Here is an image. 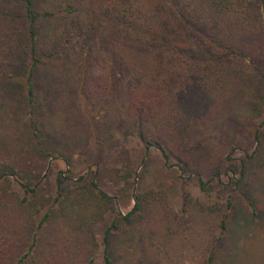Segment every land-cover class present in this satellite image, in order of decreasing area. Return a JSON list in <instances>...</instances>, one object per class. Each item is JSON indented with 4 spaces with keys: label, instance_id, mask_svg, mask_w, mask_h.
<instances>
[{
    "label": "trees",
    "instance_id": "16d2710c",
    "mask_svg": "<svg viewBox=\"0 0 264 264\" xmlns=\"http://www.w3.org/2000/svg\"><path fill=\"white\" fill-rule=\"evenodd\" d=\"M196 47L203 53L194 55ZM66 81L74 98L93 106L96 130L82 132L86 143L98 151L118 146L117 132L135 137L159 150L165 165L180 163V178L195 174L213 201L186 199L178 216L160 193L135 191L128 163L76 177L75 135L62 144L63 133L35 115ZM229 87L264 91V0H0V121L22 106L25 135L20 150L5 139V155L0 134V264H96L100 248L102 264H244L247 235L264 222L262 129L239 168L227 156L225 173L216 169L210 182L185 152L195 115ZM48 160L66 166L49 190ZM103 171L132 187L126 214L101 188ZM109 213L99 241L95 227ZM257 254L251 264H264Z\"/></svg>",
    "mask_w": 264,
    "mask_h": 264
},
{
    "label": "rangeland",
    "instance_id": "374dc122",
    "mask_svg": "<svg viewBox=\"0 0 264 264\" xmlns=\"http://www.w3.org/2000/svg\"><path fill=\"white\" fill-rule=\"evenodd\" d=\"M192 50L194 55L203 53L201 47ZM63 80L68 79L64 78ZM67 82L62 84L64 89H57V92L47 95L48 98H46L44 106L37 108L35 115L38 116V122H42V117L39 118V116H44L48 128L50 127L53 132L63 133V136L57 135L58 141L62 144L64 135L66 140L70 134L75 135L73 138L75 146L72 150L76 177L85 173L88 167L90 170H100L102 167L111 169L128 163L137 172L138 178L134 179L135 185H132L135 187V191L154 190L160 193L168 209L178 216L183 214L184 200L186 199L192 200V203L198 201L201 204H210L213 201L212 198L200 193L196 186L195 174L190 177L185 174L184 179L180 178L177 168V164L181 165L180 163L172 159L165 165L159 150L151 147L147 151L143 143L135 137L124 138L121 132H117L119 145H104L98 151L97 148L94 149L92 143H86L85 133L82 132L86 130L87 134H90L91 131L96 130L95 126L90 127V123L93 125L95 115L93 106L84 99L74 98L73 96L76 97V95H73L72 91L66 88L71 89ZM238 97H240V101ZM209 98L210 101L203 104L202 113L195 115L192 128L186 135L185 152L193 158V171L199 174L204 181L210 182L216 169L225 173L227 168L225 158L227 156L233 159L236 168H239V160L245 154L250 155L254 150V131L262 129L264 133V91L261 94H250L247 91L245 94L243 89L236 90L234 88L231 90L229 87L227 91ZM7 112V116L1 117L4 122L0 121V134L3 139L1 149L5 155L10 154V152L6 153L9 148L4 143L5 139L8 140L13 137L17 146L15 150H20L22 143L17 141L21 140L22 133L23 140L25 137L22 131L24 129L23 107L21 106V110L17 107H11ZM64 116H66L65 119ZM8 122H14L17 130L15 136H12ZM10 147L13 148L12 145ZM257 162L259 161L257 160ZM39 166L43 170V165L40 164ZM45 166L42 183H45L43 185L47 187V190L53 189L57 172L65 170L66 166L61 160H48ZM100 174V186L112 198L114 210L122 214L129 212L134 204L131 198L132 187H123L122 183L115 184L111 181L109 172L103 171ZM224 178L226 179V177ZM258 188L256 187L255 191L259 190ZM17 190L16 185L11 187V191ZM256 194H258L259 200H263L259 192ZM112 217L113 214H106L105 218L95 227L99 241L102 238L103 229L109 224ZM251 235L253 238H248L250 235H247V239L250 241L244 243V249L247 252L244 264H251L252 261L256 260V256H251L252 254L264 255V222L254 227L253 233L251 229ZM241 238L244 241V237ZM182 263L191 264L189 259L186 262L185 260L182 261ZM96 264H102L101 248L98 250Z\"/></svg>",
    "mask_w": 264,
    "mask_h": 264
}]
</instances>
